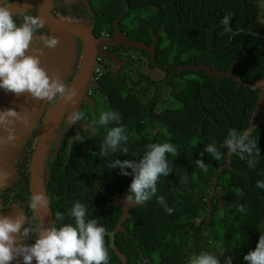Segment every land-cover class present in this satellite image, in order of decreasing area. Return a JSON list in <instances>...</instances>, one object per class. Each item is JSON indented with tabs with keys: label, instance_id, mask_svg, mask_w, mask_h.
Segmentation results:
<instances>
[{
	"label": "trees",
	"instance_id": "trees-1",
	"mask_svg": "<svg viewBox=\"0 0 264 264\" xmlns=\"http://www.w3.org/2000/svg\"><path fill=\"white\" fill-rule=\"evenodd\" d=\"M60 1L66 4L68 12L73 11V5L82 4L81 17H64L86 25L96 38L112 36L118 18L120 34L129 40L148 46L155 40L152 52L144 47H125L122 42L109 47L113 52L115 48L137 51L149 68L162 70L164 76L154 80L138 70L135 77L128 78L126 73L110 68L97 76L90 101L83 100L80 107L90 134L73 133V139L65 136L51 165L47 168L46 164L44 187L49 195L53 227L55 212L64 215V223H74L69 212L73 203L80 201L87 207V218L106 228L107 240L113 232L112 244L127 264H188V259L201 251L213 252L221 264L229 257L232 264H248L244 256L255 249L264 234V189L256 186L257 181H264V113L258 124L263 130L254 138L260 149L254 166L249 167L247 159L230 152L225 140L231 129L242 132L249 127L261 92L260 87L253 89L249 85L264 76V0L57 2ZM225 16L230 17L229 25L222 23ZM76 46L78 54L65 80L69 86L83 61L82 38ZM202 52L210 58L200 60L197 54ZM137 61L132 60L126 67ZM207 67L220 74L211 76ZM176 80H182L183 85L178 88ZM163 88L170 89L174 101L157 110ZM109 110L120 116L128 139L105 156L100 154V148L115 122L103 127L93 122ZM65 113L69 115L71 110L64 111L59 122ZM47 117L39 127V116L26 140H36L37 144ZM156 135H162V139L157 140ZM165 142L178 152L177 156L166 154L172 172L159 178L155 195L129 208L130 214L121 221V229L114 231L122 216L117 200L127 195L133 176L130 168L125 169L129 172L125 176L119 167L109 169L107 165L116 159L138 162L148 144ZM36 144L21 166L19 192L13 198L0 200L1 211L16 205L26 217H32L27 203L32 194L29 170ZM209 144L221 153L219 161L204 151ZM194 146L199 147L194 159L186 162L184 152ZM123 148L128 149L127 155ZM23 156L21 147L20 158ZM197 159H203L207 172L197 166ZM15 176L14 166L7 187L13 185ZM159 196L165 198L167 207L174 209L171 214L158 202ZM241 205L243 212L238 210ZM27 242L34 244L35 237L21 240ZM108 251V264H123L112 247L108 246Z\"/></svg>",
	"mask_w": 264,
	"mask_h": 264
},
{
	"label": "clouds",
	"instance_id": "clouds-1",
	"mask_svg": "<svg viewBox=\"0 0 264 264\" xmlns=\"http://www.w3.org/2000/svg\"><path fill=\"white\" fill-rule=\"evenodd\" d=\"M30 7L31 5L27 4L21 7L14 3V0H0V87L18 96L27 92L36 100L46 101L59 97L66 103L70 101L75 105L79 91L66 84L58 73L50 76L41 66L40 57L44 48H55L59 44V39L47 33L35 35L45 28L46 22L41 15L28 14L27 9ZM13 8L18 10L14 12ZM17 14L22 16V23L17 24L14 18ZM229 21L230 17L225 16L222 23L229 25ZM30 47L39 55L28 54ZM85 120L86 115L83 111L73 109L67 115L62 131H67L72 123ZM16 122L27 126L29 118L13 108L0 111V128L7 132L6 136H0V144L16 146L18 140ZM111 122H115L116 126L107 131L100 148V154L105 156L109 155L110 150L116 151L121 142L128 139L124 127L120 125V116L114 111L102 112L98 121L93 123L103 127ZM91 128L95 130L94 127ZM251 132L252 129L240 132L233 128L225 140L230 152L237 153L242 160L247 159L249 167L254 166L255 157L260 154L257 140L252 138ZM122 151L127 155V148H123ZM204 151L217 161L222 158L214 144L207 145ZM169 153L173 156L178 155L176 147L171 143H150L138 162L116 159L107 165L109 169L119 167L121 174L125 176L129 175L125 169L132 170L133 178L125 196L126 203L143 204L156 194L159 178L172 172L166 156ZM196 164L202 171H208L203 159H197ZM11 178V172L0 168V190L8 186ZM256 186L264 189V181H257ZM157 200L161 205H165L163 196L157 197ZM49 206V195L37 191L31 194L27 203L28 210L33 213L31 218L26 217L23 212H18L15 217L0 216V264H9L16 256H22L24 264H32L33 259L36 264H108L106 228L98 225L95 219L87 218V207L84 203L80 201L73 203L69 214L74 223H64V215L55 212L56 226L45 229L42 228L41 219L35 214L41 209L46 211ZM165 210L168 214L174 211L166 205ZM238 210L243 212V205ZM33 236L34 244L17 243L18 239L23 241ZM244 260L248 264H264V234L259 237L255 249L244 256ZM188 264H221V261L213 252L201 251L193 254L188 259ZM224 264H232L231 258L226 259Z\"/></svg>",
	"mask_w": 264,
	"mask_h": 264
},
{
	"label": "water",
	"instance_id": "water-1",
	"mask_svg": "<svg viewBox=\"0 0 264 264\" xmlns=\"http://www.w3.org/2000/svg\"><path fill=\"white\" fill-rule=\"evenodd\" d=\"M51 1L52 0H39V12L41 16L44 17L45 22L57 31L56 37H58L59 39V44L53 49H47L46 53L43 52V55L40 57L41 66L47 70L50 76L53 73H58L60 77L65 81L71 70L75 55L78 54L76 41L74 39L75 36H79L83 41V61L81 63L78 75L70 85L75 87L79 91L78 102H76V104L72 106V103L70 101L66 103L63 98L57 99L47 117L45 124L41 129V133L38 137L37 144L34 147V152L30 163L29 173L31 193L37 191L45 192L44 181L45 174L47 172V153L50 149L51 142L54 139L56 126L59 122V119L61 118V115L69 106H76L77 108L82 99L90 101L86 96V84L87 78L89 77L88 74L92 69L94 57L97 55L106 58L111 57L112 60L116 61L115 59H117V56L113 52L107 51L105 47H109L120 42L124 43L125 47H144L148 52H152L155 45V40H153L151 46H148L144 43L136 42L135 40H129L125 35L120 34V31L117 27L118 18H116L114 21L115 30L112 36H106L104 37L105 39L96 38L86 25L62 20L59 17L54 16L48 8ZM122 15L123 14L121 13L120 16ZM206 69L211 76L220 74L219 72L211 71L208 67ZM232 69L233 66L231 67V70ZM113 72L116 71L114 70ZM227 74L231 75V72H228ZM234 79L239 81V83L246 85L245 81L237 77H234ZM249 86L253 89L258 87L261 88L259 98L250 118L249 127L247 128L253 129L255 125L259 124V122L262 120V116L264 113V76H261L256 80L254 84H251ZM79 98L81 99L79 100ZM46 102V100H36L32 98L27 92L22 93L18 96L15 93L5 91L2 87H0V111L8 108H13L16 111L21 112L22 115H27L29 118V124L27 126L23 125L20 122L15 123L16 133L18 135L16 146L12 147V145L10 144H0V157L1 153L3 151L6 152V150L21 151L23 141L29 138L32 128L39 118ZM70 126L75 131L83 129L86 134H90L91 132L90 128L85 124L72 123L70 124ZM6 135L7 132L4 129L0 128V136ZM61 138L62 135H60L58 143L60 142ZM57 147L55 148V150L57 149ZM0 168L4 169L5 171H9L12 174V167L6 161H3L1 159ZM9 182L10 180L8 181V183ZM117 201L123 206L124 211L114 231L117 229H121L120 223L127 215L125 208L126 201L119 199ZM18 212L22 211L16 205H13L5 211H1L0 209V216L15 217ZM35 215H37L41 219L42 228L46 229L53 227L51 211L49 207L46 211L41 209ZM109 236V246L115 250L116 254L121 258L123 264H127L124 255L121 254L112 244L113 232H111ZM17 243H21V240L18 239ZM22 261V256H16L12 261L9 262V264H22ZM143 264H146V262L144 261Z\"/></svg>",
	"mask_w": 264,
	"mask_h": 264
},
{
	"label": "flooded vegetation",
	"instance_id": "flooded-vegetation-1",
	"mask_svg": "<svg viewBox=\"0 0 264 264\" xmlns=\"http://www.w3.org/2000/svg\"><path fill=\"white\" fill-rule=\"evenodd\" d=\"M57 1L58 0H52L49 3V7H48L49 8V11L54 16L59 17L62 20L70 21V22H73V23H79V22H76V21L69 20L68 18H65L64 16H66V15L68 16V14H70V16L72 18L81 17L84 14V12L82 10L83 9L82 4H79V5L75 4V5H73L72 6L73 11L68 12V7L66 6V4L63 3V2H61V1L60 2H57ZM14 3L18 4L21 7H23L25 4L31 5V7L27 9V13L28 14H32V15H41L40 12H39V6H40L39 5V0H14ZM16 10H18V9L17 8H13V11L14 12ZM14 18L16 19L17 24L22 23V16L21 15L17 14ZM80 24H82V23H80ZM44 33H47V35H49V36H51V35H55L56 36L57 35V31L54 28L50 27L49 24H47V23H46L45 28L44 29H41L39 31V33H37L35 35H40V34H44ZM106 36L107 35H101L98 38L105 39L104 37H106ZM74 39L76 40V44H79L80 45V37L79 36H75ZM120 44H122V43L115 44V45H120ZM81 47H82V44H81ZM111 47H114V46H111ZM111 47H105V49L107 51L113 52L111 50ZM46 50H47V48H44V53H46ZM130 51H133V50H129V49L128 50H126V49L123 50L121 48H115V52H113V53L121 61L131 62L133 59H132L131 54L129 53ZM28 54L39 55V53H36V52L33 51L32 47H30ZM81 55H82V53H81V49H80L79 56L81 57ZM97 56H95L94 59H93L92 69H91V71L88 74L89 77L87 78V84H86L87 94H86V96L89 99H90V95H91V92H92V88L96 85L95 82H96L97 77L96 78L94 77L93 69H94V67L96 65V62H97ZM101 58H102V60H108L106 57H102L101 56ZM75 66H76V64H75ZM112 66H114L113 63H112ZM129 67H131V66H129ZM129 67H126V65H123L116 72H121L122 74L123 73H126V69L129 68ZM76 73H77L76 71L73 73V76L71 77L70 82L76 76ZM55 100L47 101L45 103V106H44L43 110L40 113V121L38 123L39 127L42 125V123L46 119V117H47V115H48V113H49V111H50L53 103L55 102ZM83 100L84 99H82L81 102ZM83 103H84V101L80 105H78L77 108H76V106L72 107L73 105L72 106H69L68 108H66L65 111L66 112L67 111L70 112V110L72 111L75 108H76V110H80V107H81V105ZM66 117H67V115L65 113L63 115L62 119L60 120V122L58 123L57 127H56L55 134H54L55 137L52 140L50 149H49V151L47 153V158H46L47 168L51 165V163L53 161V158L55 156V152H57L59 150V148L61 147L65 136L68 135L69 138H72L73 139V133H75V134H81L82 132L85 133V131L83 129H80L79 131H75L73 128H71L70 125H69L67 131H62L65 128L64 121H65ZM76 124H85V125H87L85 122H76ZM37 135H38V133L35 134V137ZM60 135H62V138L60 139V142L58 143V140L60 138ZM35 144H36V140L35 141L34 140H24L23 141L22 149H23L24 156L22 158H20V151L19 150L18 151H15V150H6V152L3 151L1 153L0 159L3 160V161H6L12 167V173L14 172V166H15V168L17 170V178H16V176L14 177L15 182L13 183V185L11 187H7V188H5L3 190H0V200L1 201L4 198H13L19 192V186H18V183H19V180H20L19 177H20V173H23V168L21 166L24 164L23 163L24 162V158L25 159L27 158L28 153L30 152V149L33 148V145H35ZM56 147H57V149L55 150ZM121 199L122 200H125V197H123ZM132 205L133 204H128V203L125 204L126 213H127L128 216L130 214L129 208ZM119 206H120V209H121V213H123V211H124L123 206L120 203H119ZM27 244L28 245H31L28 242H27ZM109 245H110V237L108 238V240H106V246H109ZM32 264H36L35 259H33Z\"/></svg>",
	"mask_w": 264,
	"mask_h": 264
},
{
	"label": "rangeland",
	"instance_id": "rangeland-1",
	"mask_svg": "<svg viewBox=\"0 0 264 264\" xmlns=\"http://www.w3.org/2000/svg\"><path fill=\"white\" fill-rule=\"evenodd\" d=\"M161 41L164 42L163 34H161ZM129 53L131 54L133 60H136L138 58L137 59L138 61H137V63H135V65L126 69V74H127L128 78L135 77L137 75L138 70L148 74L154 80L161 79L164 76V72L162 70H160L158 68H155V69L149 68V66L147 64V60L145 58L141 57L137 51H130ZM197 56L200 60L210 58V55L208 53H205V52L198 53ZM116 58H117V59H115L116 61L112 60L111 57H107L108 60H102L101 69L104 70L106 68H110V69H112V71H114V70L117 71L123 65L129 64L128 61H121L118 57H116ZM112 63L114 64V66H112ZM175 84L179 88L183 85V81L182 80H176ZM140 88L141 87H136L137 90ZM142 88H143V86H142ZM80 99L81 98H79V100ZM173 101H174V99L170 94V89L169 88H163V90L161 91L160 100L158 102L156 109L161 110L164 107H166L169 102H173ZM77 102H78V98H77ZM262 130H263V128L258 126V124L255 125V127L252 129V132H251L252 138H255L260 132H262ZM155 137L157 140L162 139V135H156ZM198 148H199L198 146H194V147H192L189 150H186L184 152L185 153L184 159L186 162H191L194 159V155H195ZM108 237H110V236H108ZM106 240L107 239L105 237V242H106ZM192 243H193V240L190 239L189 245H191Z\"/></svg>",
	"mask_w": 264,
	"mask_h": 264
},
{
	"label": "built area",
	"instance_id": "built-area-1",
	"mask_svg": "<svg viewBox=\"0 0 264 264\" xmlns=\"http://www.w3.org/2000/svg\"><path fill=\"white\" fill-rule=\"evenodd\" d=\"M102 58L101 56H97V64L95 65L94 69H93V74H94V77L96 78L102 71L103 69H101V62Z\"/></svg>",
	"mask_w": 264,
	"mask_h": 264
}]
</instances>
